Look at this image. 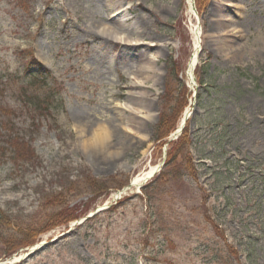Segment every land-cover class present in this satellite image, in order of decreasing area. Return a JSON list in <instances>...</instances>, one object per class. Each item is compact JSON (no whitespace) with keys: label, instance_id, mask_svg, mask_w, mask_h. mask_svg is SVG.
<instances>
[{"label":"rangeland","instance_id":"1","mask_svg":"<svg viewBox=\"0 0 264 264\" xmlns=\"http://www.w3.org/2000/svg\"><path fill=\"white\" fill-rule=\"evenodd\" d=\"M235 1L212 37L226 0H0V264H264V0Z\"/></svg>","mask_w":264,"mask_h":264},{"label":"bare ground","instance_id":"2","mask_svg":"<svg viewBox=\"0 0 264 264\" xmlns=\"http://www.w3.org/2000/svg\"><path fill=\"white\" fill-rule=\"evenodd\" d=\"M220 1H225V0H220ZM227 3L225 5L222 6V8H220L219 10V14L216 18V27L213 29V35L212 37H216V35H222L226 32V28L227 25L230 23H226V20H229V18L225 17L224 18V10L225 7L228 8H237L240 9L243 7L242 3H239V1H235V0H226ZM98 37H102V39H106V40H116L117 42H119L120 44L122 42L128 41L130 39V37H128V35H126V31L121 30V29H116L113 28L111 26H109L108 24H102L101 27L98 30ZM197 38L199 36L198 33H196ZM100 37V38H101ZM218 38V37H217ZM220 41H223L219 38ZM197 45H199V42L197 40ZM198 50V49H197ZM196 50V51H197ZM198 63V56L195 53V55L193 56L190 64H189V76L191 77V79L193 78V74L195 71V68L197 66ZM147 65V64H146ZM148 66H151V64L149 63ZM151 68V67H148ZM141 70V69H140ZM140 70L138 72H140ZM132 75H135V77H137L136 73H132ZM134 77V78H135ZM129 108V107H128ZM191 113L190 111H187L185 116H189ZM113 130L108 126H100L99 129H97L95 132H93V137L96 139L97 145H101L104 142H101L104 138H106V140L108 141L109 137H110V132H112ZM158 173V167H152L150 168L149 171H147L146 173H144L143 175H139L138 177H136L133 181H132V185L133 187H141L143 184H145L149 179H151L154 174ZM122 194H118V197H120Z\"/></svg>","mask_w":264,"mask_h":264},{"label":"trees","instance_id":"3","mask_svg":"<svg viewBox=\"0 0 264 264\" xmlns=\"http://www.w3.org/2000/svg\"><path fill=\"white\" fill-rule=\"evenodd\" d=\"M172 119L171 117L164 115L163 118L160 119L159 123L157 124L155 128V140L156 141H162L165 139L174 129V124L172 125ZM173 149L178 147V152L173 154V150L169 154V161L168 163L175 164V159L180 156L182 153L187 152L189 145H190V139L188 137L187 131L184 132L183 136L175 143H172ZM58 218V217H54Z\"/></svg>","mask_w":264,"mask_h":264},{"label":"water","instance_id":"4","mask_svg":"<svg viewBox=\"0 0 264 264\" xmlns=\"http://www.w3.org/2000/svg\"><path fill=\"white\" fill-rule=\"evenodd\" d=\"M183 129H184V127H182V128H181V130L179 131V133H178V134H181V133L183 132ZM178 134H177V135H178ZM37 252H40V250H38V251H35L33 254H31V255H30V257L34 256V255H35V253H37Z\"/></svg>","mask_w":264,"mask_h":264}]
</instances>
